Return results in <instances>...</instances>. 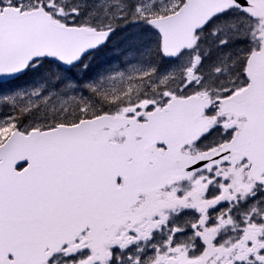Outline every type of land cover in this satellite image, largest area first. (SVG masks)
Segmentation results:
<instances>
[{
  "label": "snow or ice",
  "instance_id": "1",
  "mask_svg": "<svg viewBox=\"0 0 264 264\" xmlns=\"http://www.w3.org/2000/svg\"><path fill=\"white\" fill-rule=\"evenodd\" d=\"M0 264H264V0H0Z\"/></svg>",
  "mask_w": 264,
  "mask_h": 264
},
{
  "label": "trees",
  "instance_id": "2",
  "mask_svg": "<svg viewBox=\"0 0 264 264\" xmlns=\"http://www.w3.org/2000/svg\"><path fill=\"white\" fill-rule=\"evenodd\" d=\"M103 57V54H101V58Z\"/></svg>",
  "mask_w": 264,
  "mask_h": 264
}]
</instances>
